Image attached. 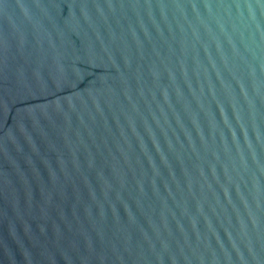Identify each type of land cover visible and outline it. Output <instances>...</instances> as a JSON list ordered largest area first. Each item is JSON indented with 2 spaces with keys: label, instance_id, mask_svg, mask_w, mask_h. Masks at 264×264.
Segmentation results:
<instances>
[{
  "label": "water",
  "instance_id": "95a60500",
  "mask_svg": "<svg viewBox=\"0 0 264 264\" xmlns=\"http://www.w3.org/2000/svg\"><path fill=\"white\" fill-rule=\"evenodd\" d=\"M0 264H264V0H0Z\"/></svg>",
  "mask_w": 264,
  "mask_h": 264
}]
</instances>
